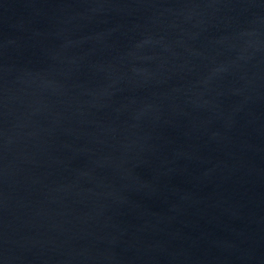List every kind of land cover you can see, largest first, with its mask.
I'll list each match as a JSON object with an SVG mask.
<instances>
[{
	"label": "water",
	"instance_id": "obj_1",
	"mask_svg": "<svg viewBox=\"0 0 264 264\" xmlns=\"http://www.w3.org/2000/svg\"><path fill=\"white\" fill-rule=\"evenodd\" d=\"M0 264H264V0H0Z\"/></svg>",
	"mask_w": 264,
	"mask_h": 264
}]
</instances>
